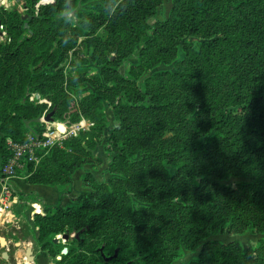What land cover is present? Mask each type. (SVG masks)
I'll return each mask as SVG.
<instances>
[{"label": "trees", "instance_id": "1", "mask_svg": "<svg viewBox=\"0 0 264 264\" xmlns=\"http://www.w3.org/2000/svg\"><path fill=\"white\" fill-rule=\"evenodd\" d=\"M21 1L25 13L0 10L2 166L9 142L42 136L45 114L67 118L84 84L72 121L90 127L31 165L28 182L72 185L103 165L99 146L110 157L109 182L87 172L72 204L34 213L40 251L55 264H264V240H211L264 234V0H173L154 24L164 0ZM161 65L174 70L148 75Z\"/></svg>", "mask_w": 264, "mask_h": 264}, {"label": "crops", "instance_id": "2", "mask_svg": "<svg viewBox=\"0 0 264 264\" xmlns=\"http://www.w3.org/2000/svg\"><path fill=\"white\" fill-rule=\"evenodd\" d=\"M82 174L83 170L78 173L77 177L79 185L77 186L80 189H82ZM73 184L54 187L33 185L28 182L25 174L21 173L11 179L9 183L11 195L6 196L2 182L0 155V264H28L27 262L29 264H52L48 255L41 252L36 245L35 238L38 233L33 215L41 211L44 205H69L70 198L75 197ZM70 187L73 191L69 194ZM20 195L25 197V201L20 200Z\"/></svg>", "mask_w": 264, "mask_h": 264}, {"label": "rangeland", "instance_id": "3", "mask_svg": "<svg viewBox=\"0 0 264 264\" xmlns=\"http://www.w3.org/2000/svg\"><path fill=\"white\" fill-rule=\"evenodd\" d=\"M172 1L173 0H164L163 5L158 10L157 16L154 19L150 20L151 24H154L156 20H165L169 17V13H170V10L172 7ZM1 9H5L7 11L17 9L21 13H25V11H26V9L24 8V5H23V1L19 2L18 0H0V10ZM3 30H4L3 28L0 30V43H4L6 40V33L3 32ZM191 41L199 43L200 40L194 38V39H191ZM137 57H138V53L136 54V56L134 58H132L131 60H129L127 62V64H126L127 69L129 68V66L132 63L137 62ZM182 57H183V53H182V51H180L179 58H182ZM61 67L64 68V71L67 75H73L75 73V71L77 70V68H79V65L76 61H74V59L72 57H69L68 59L64 60V62L61 64ZM91 67H93V66L91 65ZM165 70H174V66L173 65H170V66L161 65V66L157 67L154 71L148 73V75H151L154 72L165 71ZM92 90L93 89L89 84H84V85L80 86L79 88L73 89V93L76 97V100H75L74 104L73 103L70 104L71 114L67 118H64V119H56L53 115L54 121L58 122L60 124H66L68 126L69 125H79L81 123V124L85 125L84 130L82 129V131L88 130V128L90 127V122L87 119L82 118L81 120H79L77 122H73L72 118L75 115L76 111L77 110L79 111L80 105H82L81 104L82 99L84 97L88 96ZM44 100H45V102L47 101L48 103H50L48 99H44ZM49 106H51V105H49ZM105 110H106L105 113L110 120L109 129H111L116 124L114 121V115H113L112 109L110 107L106 106ZM49 114H45L43 116V118H42L43 123H50L49 121L46 120V117ZM82 131H80V133ZM30 136H37V135H35V133L32 131ZM105 139H106V136L104 137V142H105ZM115 153L116 152H114V155H115ZM95 155L97 157H101L103 159V165H89V166H87L83 170L82 177H84V175L87 172H90L96 178V180L99 183L109 182V180L111 178V175L108 173V165L110 162V157L106 154V152L103 148V145L98 147V149L95 152ZM80 172H81V170L78 173H80ZM78 173L75 175V183L73 184L75 197L70 198V201H69L70 203L71 202L73 203V200L76 198V196L78 197L81 194V192H83L85 189L89 188V187L85 188L83 185V182H82V189H80V187L78 188V186H79L78 180H77ZM61 188L64 189L63 187H61ZM73 188L70 187L69 194L73 191ZM70 203H68V204H70ZM60 239H62V237H60ZM214 239L220 240L222 242H229L232 240H237V241H240L245 248H247V247H253V246L257 245L261 240H264V234H255V233L249 231L243 235H235V236H230L228 234H219V235L211 238V240H214ZM63 243H65V241H63ZM64 245H66V244H64ZM197 258H198L197 254H190L186 257V259H184L182 261H189V260L197 259ZM50 262L52 264H55V260L52 258H50ZM27 263L29 264V262H27Z\"/></svg>", "mask_w": 264, "mask_h": 264}, {"label": "built area", "instance_id": "4", "mask_svg": "<svg viewBox=\"0 0 264 264\" xmlns=\"http://www.w3.org/2000/svg\"><path fill=\"white\" fill-rule=\"evenodd\" d=\"M33 102L48 103L38 95L32 97ZM50 104V103H49ZM45 131L41 137L28 136L24 143L9 142L12 156L2 166V182L4 184V195H11L10 181L19 174L24 173L26 178L31 176L29 167H38L42 159L49 154L53 148H62L64 143L78 136L85 125H66L58 122L45 123Z\"/></svg>", "mask_w": 264, "mask_h": 264}, {"label": "water", "instance_id": "5", "mask_svg": "<svg viewBox=\"0 0 264 264\" xmlns=\"http://www.w3.org/2000/svg\"><path fill=\"white\" fill-rule=\"evenodd\" d=\"M18 1L20 2L21 0H18ZM46 2H47V0H43V1H41V2L39 3L38 7L41 6V5L46 4ZM23 19L26 20V19H27V16H24ZM28 27H29L28 24H25V28H28ZM0 29H2V26H0ZM113 59H114V58H112V60H113ZM53 115H54V112H52V113H50L49 115H47L46 120L49 121V122H53V121H54ZM62 239L66 242V241H68V240L70 239V236H69L68 234H65V235L62 237ZM59 241H60V238H56V239L54 240L55 243H58ZM67 253H68V249L65 248V249L63 250L62 254H63V255H66ZM115 257H117V252H116V254H115L113 257L107 258L106 261L109 262L110 260H112V259L115 258ZM58 259L60 260L61 257H59Z\"/></svg>", "mask_w": 264, "mask_h": 264}]
</instances>
